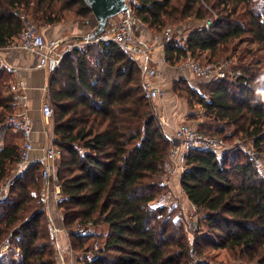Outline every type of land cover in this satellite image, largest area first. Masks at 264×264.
<instances>
[{
	"label": "trees",
	"instance_id": "1",
	"mask_svg": "<svg viewBox=\"0 0 264 264\" xmlns=\"http://www.w3.org/2000/svg\"><path fill=\"white\" fill-rule=\"evenodd\" d=\"M137 12L158 32L169 24L211 20L209 27H194L167 43L169 63L189 55L211 62L251 56L247 66L254 73H228L193 87L178 81L177 88H184L189 104L222 123L216 133L233 127L226 138L243 133L258 156L241 148L188 153L180 184L198 210L199 231L207 229L191 244L169 206L158 203L167 188L162 180L172 139L144 87L138 59L113 41L67 53L53 71L50 92L54 143L62 150L59 208L75 250L85 264H190L195 248L204 255L208 247L228 250L234 261L226 264H264V0H140ZM24 15L43 26L94 18L87 0H0V49L19 37ZM13 79L0 61V184L21 156L20 133L9 124L17 104L7 83ZM43 167L29 165L0 202V264H57L41 194ZM87 222L107 232L84 236L77 226ZM206 258L194 264H223Z\"/></svg>",
	"mask_w": 264,
	"mask_h": 264
},
{
	"label": "built area",
	"instance_id": "2",
	"mask_svg": "<svg viewBox=\"0 0 264 264\" xmlns=\"http://www.w3.org/2000/svg\"><path fill=\"white\" fill-rule=\"evenodd\" d=\"M127 9L122 11L119 15L111 18L107 24L105 31L93 37L97 30V25L93 28V32L84 37L77 38L72 41H67L63 38L47 40L42 27L35 21L31 15H24V28L19 37L8 47L20 48L27 51L35 52L39 55V64L46 65L49 61H54L56 66L60 64L63 57L73 51L80 50L87 44L99 41H113L121 49L131 54L134 58L140 61L142 66V76L144 79V87L148 94L153 99L160 98L163 94L161 90L159 77L160 69L152 65L153 61L160 64H168V58L165 53L167 43L174 39L185 38L186 36L179 35L174 37L173 29L167 27L164 31V42L162 44L163 54L159 59L154 58L156 46L146 39L141 29L145 25L141 20L137 7L140 0H126ZM212 24L208 21L205 26L209 27ZM235 63V62H234ZM233 61H201L193 56H186L181 58L177 66L181 69H189L196 76L201 79H220L227 76L228 73L233 75H241V70H234ZM235 65V64H234ZM18 90L15 92V99L17 100L16 109L9 117V124L14 131L20 133V147L21 156L16 170L13 172L6 181L0 184V202L9 194L12 186L15 184L17 178L27 171L29 165L35 162L43 163L42 176L44 185L42 189V196L47 203H54L60 211L59 202L62 198V187L58 181V161L61 157L62 150L54 143V131L51 133L47 130L48 120L53 119L54 108L51 100H45L42 105L44 116L45 129L47 134V143L41 146V156L34 161L32 159V152L35 149L33 141L34 121L23 103L28 97L26 82L22 79L18 80ZM24 107V108H23ZM172 147L165 160V175L164 183L169 184L171 177L179 176L186 170V157L188 153L195 148L210 149L218 153L223 152L224 144L223 139L216 135L206 134L188 122H183L175 129ZM253 156V155H252ZM263 171V164H259ZM51 220V219H50ZM51 240L55 244L57 253V264H85L80 259L78 252L75 250L71 234L67 228L63 227L66 235L68 236V245L63 248L58 240L59 229L51 220ZM94 227L93 222L79 223L77 230L82 235H89L92 233ZM9 246L6 244L2 246L1 251L7 252Z\"/></svg>",
	"mask_w": 264,
	"mask_h": 264
},
{
	"label": "crops",
	"instance_id": "3",
	"mask_svg": "<svg viewBox=\"0 0 264 264\" xmlns=\"http://www.w3.org/2000/svg\"><path fill=\"white\" fill-rule=\"evenodd\" d=\"M205 22L206 21L194 20V22H188L183 26H178L176 28L177 35H182L181 33L188 35L194 27H201ZM92 23L93 21L89 20L84 21L82 19H74L52 25H44L42 26V31L47 40L59 39L65 36H70V39H79L92 32ZM141 30L142 35L156 46L154 58L159 59L163 54L162 44L165 39L163 35L164 32H158L157 30L149 28L146 25H144ZM0 51V59L2 63H5L4 65L8 66V68H10L14 72V77L17 78V80L22 79L26 82L28 97L23 103V106L26 107V110H28V113L34 121L33 141L35 144V149L32 152V159L34 161H37V159L41 156V146L46 144L48 139L46 129L44 127L45 119L43 116L42 105L45 100H51V78L53 71L57 66L54 61H49L46 65H40L39 55L35 52L27 51L24 49L5 47L0 49ZM152 65L158 67L161 71L159 82L161 90L163 91V96L154 99V101L156 100L155 107L158 111L160 120L165 126V129L167 130L171 138H173L174 129H176L177 125H179V123L181 122L179 121L180 116H178V114L182 112V110L178 106L179 104L183 105V103L185 102L188 103L186 99L180 97L175 89H173V86L176 85L178 81H180V83H182L183 85L188 84L193 87L196 86V79H204L196 76L191 70H185L177 67V64L176 66L169 62L168 64H160L156 60L152 62ZM178 71L182 72L184 76H181ZM163 101H165V103ZM166 102L168 104L174 105L172 107L173 110H171V112L168 114L166 112H168L169 110L164 111L165 108H163L162 106L166 105ZM204 117L206 118L204 113L201 111L200 119H202V121L199 122V126L202 129L210 130L212 126L203 121ZM51 120L52 119L47 121L48 124ZM19 141L20 135L18 137V143ZM180 185L181 184L179 180V186ZM48 206V217L53 220V223L59 229L57 237L60 245L65 248L68 245L69 239L65 231L63 230V227L65 228V226H63L64 222L62 214L57 209L54 203L50 202L48 203Z\"/></svg>",
	"mask_w": 264,
	"mask_h": 264
},
{
	"label": "rangeland",
	"instance_id": "4",
	"mask_svg": "<svg viewBox=\"0 0 264 264\" xmlns=\"http://www.w3.org/2000/svg\"><path fill=\"white\" fill-rule=\"evenodd\" d=\"M70 20H72V18L67 19L66 21H70ZM35 21L41 27L43 26L36 19H35ZM89 21H93V23H92V30H93V28H95V26L97 25V22H96L95 18H93V20L91 19ZM208 21H211V20H206V22L204 24H206ZM168 27H171L173 29L174 34H177V30H176L177 26L176 25L169 24ZM181 34H182V36H187V34H184V33H181ZM65 37H67V38H65ZM65 37H63V38H65L64 39L65 42L75 40V38L70 39V36H65ZM252 46H254V45H252ZM261 53L264 54V52H261ZM203 58L208 59L206 57H203ZM220 60L221 61L231 60V61H233V65L237 64V67H239L238 70H241L244 73H248V74L254 73L253 72L254 69L247 66V64H249L252 61L251 56H249V55H246L243 60H240L238 55H236L235 57L232 56L229 59H227V55H225L224 57L220 58ZM0 61H1V59H0ZM201 61H203V60H201ZM1 63H2V61H1ZM173 65L176 66V64H173ZM185 70H189V69H185ZM260 72L261 73L264 72V64L262 65ZM179 74H181V76H184V74L182 72H179ZM196 80H197V81H195L196 85H198L200 82H202V80H199V79H196ZM7 83H10V91H12V90L17 91L19 89L18 85H17L18 84L17 78L14 77V79L11 82H10V80H7ZM6 86L7 85L4 86L5 90H6ZM178 86H182V85L181 84L174 85L173 89H175V91L180 95V97H182L183 99H186V101H188L187 97H186V92L183 90L184 88L179 89V88H177ZM161 100H163V99H161ZM155 102H156V100L154 101V103ZM163 102L165 103V101H163ZM170 103H171V101H170ZM162 106H163V108L166 109V110L164 109V111L169 110L168 112H166L168 114L171 112V110H173L172 107L174 105L168 104L166 102V105H162ZM178 107L182 110V112H180L178 114V116H180V119H179V121H181L180 123L188 122L189 124L193 125L194 127H196L197 129H199L200 131H202L206 134L219 136L220 138L223 139V144H224L223 151L226 149L241 148L244 152L249 153L251 155H254V157H256V155L258 156V152L256 151V148L254 147V143H253L252 139L244 137L243 133H240L239 135H236L234 137L231 136L229 138H226V136L228 134H230V135L233 134V132H234L233 127L226 128L225 135L224 134H218L215 132V130L223 128L222 123L213 121L212 119H210L208 117H206V118L204 117L203 121H205L207 124H210V126H212V127L210 130L200 128L199 122L202 121V119H200L201 118V111L203 112L200 105H198V104L197 105H195V104L191 105V104H189V102L188 103L185 102V103H183V105L179 104ZM53 122H54V118L50 121V123L48 125H46L47 130H49V132L51 131V133L53 131L55 132V130H54L55 125ZM44 127H45V123H44ZM177 127H178V125H177ZM174 134H175V129H174ZM54 139H55V133H54ZM171 139L173 140V139H175V137H173ZM60 162H61V160L58 161V165L60 164ZM179 180H180L179 176H174L173 178L171 177L169 184H165L164 178H163L162 184H163V186H166L167 188H164L165 190L162 193L161 198L158 200V203L159 204H167V206H169L170 212L172 211L174 213L173 219L175 220V222H177V223L180 222L181 224L184 225V233L187 234L189 242L191 244H193L195 234L198 232H200L202 234V232H206L207 229L203 226V227H201V231H199V228L197 226V221L199 220L198 210H196L194 205L189 201V199L187 198L183 189L181 188V185L179 186ZM50 223H51V221H50ZM96 232L101 233V234H105L107 232V229L102 225H99V226L95 225L93 227L92 234H94ZM51 234H52V232H51ZM199 250L200 249H198V248L194 249V256L192 257L190 264H194L196 261L202 259L203 256H204V259H207L206 257H208V259L211 258L210 260L213 263L226 264V263H233V261H234L233 257L229 253V251L226 249H223V248L216 249V248L208 247V249L203 250L204 255H201L199 253L200 252ZM78 255H79V252H78Z\"/></svg>",
	"mask_w": 264,
	"mask_h": 264
},
{
	"label": "water",
	"instance_id": "5",
	"mask_svg": "<svg viewBox=\"0 0 264 264\" xmlns=\"http://www.w3.org/2000/svg\"><path fill=\"white\" fill-rule=\"evenodd\" d=\"M87 2L90 4L97 22V30L93 37L102 34L109 20L127 9L126 0H87Z\"/></svg>",
	"mask_w": 264,
	"mask_h": 264
}]
</instances>
